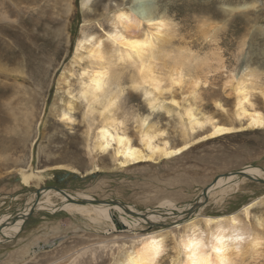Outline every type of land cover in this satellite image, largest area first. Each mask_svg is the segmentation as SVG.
<instances>
[{"label": "rangeland", "instance_id": "obj_1", "mask_svg": "<svg viewBox=\"0 0 264 264\" xmlns=\"http://www.w3.org/2000/svg\"><path fill=\"white\" fill-rule=\"evenodd\" d=\"M146 1L170 17L174 33L168 43L170 48L191 47L195 54L214 52L218 59L222 57L224 67L216 59L196 70L203 81L198 87L197 105L203 113L214 114L219 122L227 124L229 115L216 108V101L231 112L234 95L226 86L230 75L251 65L264 78V0ZM146 1L139 0L143 7ZM248 2H255V7L237 10L230 16L222 11ZM68 3L69 0H0V216L10 213L14 218L13 213L32 202L35 193L54 187L94 199L118 200L145 216L152 213L162 219L140 221L132 228H115L113 218L97 224L67 209L65 204L61 206L63 195L50 192L51 201L61 208L38 207L26 216L18 231L0 232V264H117L138 248L140 237L155 231L165 237V251L157 264H176V240L188 222L199 220L203 228L202 216L235 212L246 230L252 231L250 239L261 237L256 250L248 245L249 239L243 241L236 263L264 264V183L246 177L237 182L235 192L222 196L216 189L208 197L205 195L211 191L209 187L231 175L219 177L232 171L249 168L252 175L262 178L264 130H244L210 139H201L207 129L197 130L191 147L183 153L156 163H139L126 171L116 168L112 149L105 155L90 153L82 117L84 104L78 98L79 83L85 78L83 73L90 60L76 56V45L82 31L98 36L109 31L108 18L117 6L124 3L130 7L136 1L89 0L83 8L82 0H72L71 10ZM203 19L213 25L204 26ZM124 79L128 88L127 76ZM188 86L186 81L170 88L169 93L165 91V105L175 108L172 98L183 106L194 102ZM128 89V104L123 111L128 116L132 109L140 115L150 114L143 96ZM256 93L253 100L262 107L261 96ZM70 105L74 107L72 121H63L61 114ZM150 120L166 130L171 145L183 144L174 111L156 110ZM95 165L100 170L94 171ZM22 170L40 171L42 177L25 185ZM40 199L46 200L47 196ZM167 200L175 203L179 213L188 206L192 210L185 217L169 218L164 210H158ZM254 201L257 203L250 207L248 215L242 212ZM45 239L49 241L45 243L47 247L36 249L38 241ZM255 252L259 254L253 257Z\"/></svg>", "mask_w": 264, "mask_h": 264}, {"label": "bare ground", "instance_id": "obj_2", "mask_svg": "<svg viewBox=\"0 0 264 264\" xmlns=\"http://www.w3.org/2000/svg\"><path fill=\"white\" fill-rule=\"evenodd\" d=\"M135 1L136 4L134 3L130 7L123 3L118 5L114 11L112 10L113 13L108 18L111 23L109 31H105L102 36L93 33L90 35L89 32L82 31L76 45V56L90 60V66L83 73L85 78H82L79 83L78 91V98L84 104L82 117L87 127L86 148L89 152L105 155L112 149V159L116 168L125 170L139 163H156L161 159H170L183 153L191 147L194 133L197 130L207 129V133L201 139L217 138L244 130H264V78L262 79V72L257 67L247 65L238 74L230 75L226 86L230 88L229 94L234 95V104L229 113L223 108L221 102L216 101V108L226 112L230 118L227 124L219 122L213 117L214 114L203 113L199 104L197 105V100L200 98L198 87L203 81L196 70L203 65H209L210 61H216V59L220 67H224V63L220 62L222 57L218 56L220 57L218 59L214 52L211 55L206 53L205 56L199 53L195 54L194 50L191 51V47H178L176 50L170 48V38L173 33L170 30V17L168 18L166 12L159 11L157 7L146 0L148 4L145 2V7L139 0H130V2ZM88 4L89 0H82L83 8ZM255 5V2L234 4L222 11L225 15L230 16L237 10L252 8ZM67 8L71 10L72 0H69ZM204 21L206 22L204 26L213 25L211 22L207 23L209 19ZM125 76L129 80L128 88L143 96L151 110L150 114L140 115L138 112H133L135 109H132L130 111L132 113L128 116L123 111L128 104ZM186 81L194 102L183 106L172 98L171 101L176 107L166 106L164 102L167 101L162 99L164 92L168 91L167 93H169L170 88L182 85ZM256 92L261 96L262 107L253 100ZM165 100L168 99L165 97ZM130 108H128V112ZM73 109V105H70L67 111L62 112L63 121H72L71 111ZM156 110H165L167 113L174 111L178 120L179 135L183 140L181 146L171 145L165 136L166 130L160 129L159 125H156L157 123L151 122L150 116ZM97 165L94 166V171L100 170ZM248 169L232 171L226 174V177H219L226 179L231 175L226 181H217L215 185L209 187L211 191H206L205 195L208 197L216 189H220L219 193L222 196L235 192L238 188L237 182L245 180L246 177L264 183V171L260 167H257V170H261L260 175L263 179L258 178V175H252ZM20 173L21 180L25 185L42 177L40 171L22 170ZM229 188L230 190H228ZM50 192L63 195L61 206L65 204L67 209L80 212L97 224L108 223L113 218L115 228L121 227V225L123 228H132L140 221L150 223L153 220L162 219L152 213L145 216L146 213L132 210V207L122 205L118 200L104 201L94 199L84 193L70 194L66 191L63 193L53 187V189L46 188L35 193L32 202L26 204L27 206L24 208L21 207L17 214L13 213L14 218L10 213L0 216V232L18 231L26 216L38 207L48 209L59 207L58 204L51 201ZM43 195L47 196L46 200L40 199ZM199 199L202 201L203 197ZM38 200L36 206H32ZM256 203L257 201H254L244 206L242 212L248 215L250 207L255 206ZM174 204L172 200H167L161 203L158 210L161 208L169 218L175 219L185 217L192 210V207L188 206L186 211L179 213ZM152 211L159 212L154 209ZM200 220L204 223L203 228L200 226L199 220L190 221L188 225L184 226L185 232L182 231L183 233L178 236L175 245L178 251L176 264H237L236 257L241 251L243 241L249 239L247 240L248 245L250 244L254 250L258 249L261 244V237L250 239L252 231L246 230L238 212L218 216L204 215ZM144 236L138 239L141 242L138 248L117 264H157L159 257L165 251L164 234L155 231ZM46 242H49L48 239L39 240L36 249L47 247ZM256 254L259 253L255 252L253 257ZM180 255L184 257L182 260Z\"/></svg>", "mask_w": 264, "mask_h": 264}, {"label": "water", "instance_id": "obj_3", "mask_svg": "<svg viewBox=\"0 0 264 264\" xmlns=\"http://www.w3.org/2000/svg\"><path fill=\"white\" fill-rule=\"evenodd\" d=\"M58 189L59 191L63 192L64 193V190L63 189H60V188H56ZM112 201H117V200H112Z\"/></svg>", "mask_w": 264, "mask_h": 264}]
</instances>
